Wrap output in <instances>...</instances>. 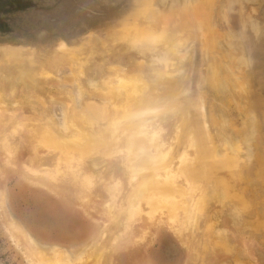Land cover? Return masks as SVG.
Instances as JSON below:
<instances>
[{
  "label": "bare ground",
  "instance_id": "1",
  "mask_svg": "<svg viewBox=\"0 0 264 264\" xmlns=\"http://www.w3.org/2000/svg\"><path fill=\"white\" fill-rule=\"evenodd\" d=\"M123 2L99 0L69 36L76 40L85 29L92 32L79 46L61 45L72 63L66 81L78 82L77 92L71 89L73 100L45 89L48 98L31 100L41 112L15 120L33 137L34 152L50 165H24L22 178L47 189L67 181L86 208L105 193L107 219L128 233L124 242L137 241L162 224L185 247L182 264H264V147L256 144L250 158L247 143L257 123L247 107L248 81L242 76L245 60L254 61L252 50L264 46V41L258 44L264 34V0H147L144 16L135 11L127 19ZM222 35L231 50L224 47V52L239 75L231 78L219 72L220 63L207 61L210 76L202 72L201 80H209L202 87L215 97L198 102L204 110L197 109L199 119L193 121L182 113L189 106L180 95L183 79L169 72L186 68L190 74L185 61L194 36L210 60L207 48L222 46ZM148 70L154 73L151 81ZM7 78L12 86L13 80L29 78L43 90L44 82L24 65ZM46 83L57 84L54 79ZM55 98L66 114L62 131L47 116V102ZM80 101L82 109L77 108ZM1 103L0 98V122L3 116L12 122L18 112ZM139 112L151 114L154 135L135 134L130 117ZM228 112L243 126H235ZM2 146L13 152L6 138ZM6 201L0 190V211ZM8 217L5 229L23 244L31 264H104L103 247L45 248ZM71 255L78 259L71 261Z\"/></svg>",
  "mask_w": 264,
  "mask_h": 264
},
{
  "label": "rangeland",
  "instance_id": "2",
  "mask_svg": "<svg viewBox=\"0 0 264 264\" xmlns=\"http://www.w3.org/2000/svg\"><path fill=\"white\" fill-rule=\"evenodd\" d=\"M98 1L0 0V87L2 88L0 98L1 104L6 109L18 112L12 122H8L6 116H3L0 122V190L7 197V206L0 211V264H31L24 253L23 244L17 243L5 229L10 215L45 248L51 244L62 247L70 245L80 248L103 247L101 261L104 264H182L184 259L185 247L180 244L177 236L162 224L157 225L153 232L137 241L124 242L128 233L122 231V228L113 222L114 220L107 219L104 210L107 200L105 193L99 192L93 199L92 206L86 208L81 204L80 195L67 181H60L56 190L51 186L47 189L22 178L24 165L33 167L50 165L44 157L34 152L33 137L26 130L16 127L15 120L22 114L31 115L41 112L31 100H36L35 95L48 98L45 89L54 93L57 98L60 96L71 98L70 96L73 95L71 89L77 92L78 82L73 81L70 84L66 81V77L72 71V63L69 53L64 51L61 45L79 46L83 38L92 32L85 29L81 35H76L78 37L76 40L69 36L72 30H75L74 27L82 23L83 15L89 14L90 11L87 10H93ZM102 3L105 5L104 2ZM146 5L147 0H124L121 9H125L124 15L127 19L135 11H140L139 14L142 12L144 16ZM98 28L100 27H95V30ZM219 28L222 30L223 26ZM80 32L76 31V33ZM46 38L51 40L42 42ZM219 39L222 40V46L214 51L207 48V54L209 53L211 58L205 60L202 41L194 36L188 44L189 54L185 61L191 64L190 74L188 70L185 71L186 68L180 72H169L171 77L179 74L183 79V92L180 95L189 106L183 109L182 113L184 115L188 112L193 121L194 118L199 119L197 112L204 106L201 104L200 108L198 102L204 101L205 97H215L202 87V82L209 81L201 80L202 72L205 76H210L207 61L220 63L219 72L226 73L231 78H234V74L239 75L234 63L232 65L228 61L224 52V47L228 53L231 51L226 38L222 35ZM261 41H264V34L259 38V45H262ZM250 54H253L254 61L249 63L247 59L245 60L247 69L242 76L248 81V88L244 91L248 95L247 107L257 123L247 143L250 153L253 154L250 158H254L255 145L260 144L264 147V46L254 48ZM170 55L172 56V52ZM231 56L234 57L232 52ZM18 65L26 66L28 73L44 82L42 91L39 88L37 90L29 78L19 80L17 83L13 80V86L10 84L7 77L11 71L14 73ZM131 67L130 65L129 69ZM146 75L150 81L153 80L154 73L148 70ZM51 78L55 80L56 85L46 83L51 81ZM228 97V94L225 95L222 101L228 102ZM191 99L194 101H190ZM47 104L48 120L62 131L66 118L62 101L55 98ZM80 104L78 103V109H82L79 108L82 106L81 101ZM229 106L231 107L232 103ZM216 116L219 121L220 117ZM226 116L235 126H243L238 123L237 117L232 112H228ZM191 119L186 118L187 121L193 122ZM248 129L250 130L249 127ZM4 138L14 147L11 154L3 150ZM51 189L55 190L56 194H53ZM77 259V255L70 256L71 261Z\"/></svg>",
  "mask_w": 264,
  "mask_h": 264
},
{
  "label": "clouds",
  "instance_id": "3",
  "mask_svg": "<svg viewBox=\"0 0 264 264\" xmlns=\"http://www.w3.org/2000/svg\"><path fill=\"white\" fill-rule=\"evenodd\" d=\"M130 119L134 123V132L141 137L154 135L152 132L151 114L148 112L134 113Z\"/></svg>",
  "mask_w": 264,
  "mask_h": 264
}]
</instances>
